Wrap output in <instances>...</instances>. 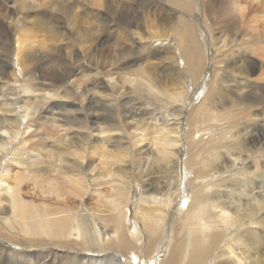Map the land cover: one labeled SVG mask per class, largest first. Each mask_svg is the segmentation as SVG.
Returning <instances> with one entry per match:
<instances>
[{
    "label": "bare ground",
    "instance_id": "bare-ground-1",
    "mask_svg": "<svg viewBox=\"0 0 264 264\" xmlns=\"http://www.w3.org/2000/svg\"><path fill=\"white\" fill-rule=\"evenodd\" d=\"M13 1H0V151H7V155H11L10 161L7 163L4 162L5 154L2 153V159L0 158V218L6 219L5 216L9 214L8 219L10 220L18 218L24 220L22 217L33 214V209H30L28 202L23 199L21 194L22 177L24 173L27 174V170L31 172L34 169L33 166L36 162H38V165L41 160L43 161L44 157L41 156V149L45 148V153L47 150L51 151L52 155H56L57 150L60 149L57 143L70 142L72 136L84 137L86 135L77 128V131H71L72 125H68L69 121H77L78 124L88 122L93 130L103 131L100 124L102 117L97 114V109H101L106 100H103L101 96L103 93L100 94L96 80L88 81L84 89H77L75 92L70 91L71 79L84 70L91 69L92 66L83 62V59L87 61V57L95 55L101 37L88 40L89 38L82 37L80 33L81 39L79 41L87 46L77 50L74 45H71L72 41L65 38L63 43L70 46L68 51H66L64 45H55L62 40L61 36L64 33H68L67 28L70 27L66 21H61V16L58 17L59 9L66 8V20L72 16L74 19L80 20L81 15H88L89 12L93 13V7H101L103 0H44L40 6L35 0H30L25 3L24 7H19L22 10L12 5ZM136 1L132 0L130 3L132 9H135L136 4L133 2ZM196 2L197 0H148L143 18L145 27H147L150 19L153 20L156 32H148L145 39H153L155 42L168 40L166 32L164 30L159 31V24H179L181 33L175 36V45L179 49L184 63L183 72L194 76V78L198 72L205 70L207 65L206 58H203L205 53L195 36L197 17L190 20L187 16L195 13L196 7L194 6ZM200 6L205 21L210 22L220 34L217 38L216 55L212 57V60L219 65L221 71H224L223 75L227 79L232 80L231 77H233L230 82L229 88L231 90L229 93L235 94V100L238 101L233 102L230 111L225 110L227 101L234 100L230 98L228 93L221 94L217 92V95H214L208 101L213 104L215 109L218 107L223 108L224 112L211 113L203 110V106L200 107L199 113L205 117H202L200 121L196 120L197 122L189 129V134L193 135V139L191 142L188 140V142L189 145L197 146L194 147L195 152L200 149L202 154L203 151L208 152L207 149L213 151L216 147L217 149L218 147L221 148L222 145L238 149L237 152L239 153L236 157L234 156L235 159H229L227 163H220V165L215 163L217 171L224 173L239 161L251 158L250 153H254L256 147H258L257 154L264 158V132L261 133L264 131V71L260 76H255L257 70L264 64V53H262V57H257L254 53L261 47L260 41L264 42V20L258 19L260 15L257 13L259 9L264 8V0H202ZM35 14L43 15L45 20H48L45 29L49 37L40 36V39L37 40L36 37L39 36L36 35L37 33L33 34L23 30L19 32V35H16L18 31L9 35L12 28L9 29L6 26H12L16 21V28L19 30L22 23H25L30 16H35ZM179 14L181 16H178ZM139 22L140 19H135L130 26H125L124 30L130 34V41L135 36L139 37L137 44L140 47L145 39L139 31ZM74 24H77L75 20ZM108 26L109 24L105 28ZM206 31L210 43L214 45L212 30L207 27ZM126 37L124 36V38ZM124 38L122 37L121 40H124ZM8 41H11V43L7 46ZM40 41L49 43L51 48H45L42 50L43 52L39 51L31 57L26 47L33 50ZM246 44L251 45L243 48ZM158 49L153 51L151 57L145 56V60H148L147 67L150 70L161 71H167L170 68L175 69V61L180 57L175 53H170L171 50L161 54ZM158 56L159 59H157ZM222 58L224 59L222 60ZM140 59L138 56L134 57L122 53L118 60L122 64H130L136 63ZM59 67L61 71L66 68H68V71L61 75ZM155 72L150 71L149 74ZM83 76L85 77L84 74ZM162 83V80L150 79L151 87L154 89L162 87ZM100 85L105 87L107 83H101ZM182 100V97H180L179 101ZM204 101H207V99ZM133 106L134 104L125 110L127 112L125 119L135 118L144 112ZM253 107H259V116L262 119L260 123H253L251 128L249 126L251 118L255 119L259 113L254 114L249 111L251 112V118L248 120H244V118L246 116L245 110ZM182 111V108L174 110L172 115L175 116V122L173 124L169 123L170 119L165 118L160 124L162 128L159 125L156 126L158 128L157 137H151L154 145L149 142L141 146L148 139L144 135L134 142V147L141 146L139 150L142 153H153L162 161L163 168H165L162 173L167 174L168 172L169 177L175 173V170L177 171L179 146L184 140L183 123L180 119ZM49 114L58 116L48 117ZM221 114H227L225 118L227 124L224 127H221L218 122ZM48 123L58 126V129L61 127L63 129L60 130L66 131L64 135L57 136L53 143L49 137H46L47 135L41 137L44 127ZM132 124L135 125L134 120H132ZM32 128H34V131L26 135ZM112 128L119 130L122 127ZM87 136L90 138L91 134H87ZM112 137L113 135H108L102 140L109 142ZM38 139H40V143L37 142ZM100 139L99 136L93 138L97 142ZM99 148L102 149L103 145H100ZM217 153L215 154L217 155ZM193 154L195 153H192L188 158L189 163L194 160ZM70 156H73V154L70 153ZM211 156L209 154L204 156V161L208 163V167L213 163ZM220 157H222V154ZM185 160L188 163L187 159ZM208 160H211L212 163L207 162ZM66 162H68L67 158L57 159V163L61 168ZM76 162L81 169L79 172L69 170L68 164L64 166L66 170L61 175L64 177L63 180L70 183V187L81 191L87 185V169L90 167V163L87 164V162L80 160ZM22 166L26 167V171L23 170L20 174L19 169H22ZM42 168L44 167L42 166ZM258 171L263 174L261 169H258ZM48 172L50 171L48 170ZM207 172L198 176V181L196 179L197 182L193 186L194 196L189 203L184 200L177 201L176 193L172 191L173 186L177 191L179 184L176 181L172 184L162 176L164 181L160 180L159 177H148L138 183L141 187V193H150V195L142 197L136 205L137 219L143 224L145 235L144 232L139 230L138 223L134 221L131 222V230L128 228L127 221L128 219L131 220V213L126 208L130 202L131 193H121L119 200L111 202L114 209L117 210L105 215L108 217L105 227L115 224L120 229L119 233L105 238V234L108 232H102V229H100V232L96 231L100 240L99 243L102 245L98 252L107 249L117 252L132 250V255L136 256L153 250L154 259H157L162 253L165 256L159 264H264V247L261 248L260 240L257 239L254 240L256 242H253L252 239V241L247 239L249 242L245 246L244 243L247 242L242 238L244 236L242 233L245 231L248 234H256L258 231V233H264L263 189L256 196L249 197L250 201L253 200L252 203L249 201V205L236 206L233 201L223 199L222 196L224 194L228 195L229 190L221 189L222 186H218L219 183L213 175L211 176L212 179H208L210 175ZM240 172L244 173V170ZM32 173H30V176H33ZM30 176L28 178H31ZM201 177H203L202 181ZM93 181H96V179H93ZM47 187L50 186L47 185ZM54 187L56 185H52V188ZM258 187H262L260 182H258ZM114 189L119 191L124 188ZM236 190L241 194L252 195L244 189L236 188ZM240 201H242V198H240ZM144 202H150L151 206L145 207ZM81 208L82 206L78 205L77 209L79 211H81ZM49 219L47 218L43 223H37V226L43 230L48 238L59 237L69 230L67 228L68 225H71L69 216H67L66 224L61 222L57 215L49 216ZM40 229L34 230L32 226L25 225L26 232L33 235H40ZM73 229L80 236L81 228ZM229 236H233L229 239L234 240L235 238L239 243L234 247L228 245L229 243L227 244L225 241L228 240L227 237ZM262 237L264 236L262 235ZM252 249L255 254H249ZM3 254H6V252H2L0 255ZM105 259L106 262H99L98 264H126L115 255ZM129 259L135 261L137 258L132 256Z\"/></svg>",
    "mask_w": 264,
    "mask_h": 264
},
{
    "label": "rangeland",
    "instance_id": "rangeland-1",
    "mask_svg": "<svg viewBox=\"0 0 264 264\" xmlns=\"http://www.w3.org/2000/svg\"><path fill=\"white\" fill-rule=\"evenodd\" d=\"M27 1L30 0H14L11 4L19 8L24 7ZM35 1L38 6H40L41 2L44 0ZM147 1L148 0H137L133 2L136 5L135 9H132L130 7L132 0H103V5L101 7H93L94 12H89L88 15H81L82 18L80 20L74 19L73 16L66 20V8L63 7L59 9L57 13L58 17L61 16V21H66L70 27L67 28L69 30L68 33H64L63 36L60 35L62 40L55 45H64L66 51H68L70 46L63 43V39L65 38L72 41V43L70 42L71 45H74L77 50L78 48L87 46L79 41L81 39L80 33L82 37L89 38L88 40L101 37V42L95 51V55L87 57V61L83 59V62L92 66L91 69L88 71H86V69L81 74L71 79L72 86L70 87V91L75 92L77 89H84L88 81L96 80L100 94L103 93L101 96L103 100H106L105 105L102 106L101 109H97V114L102 117L100 124L103 131L93 130L88 122L78 124L77 121H69L68 125H72L71 131L79 130L86 135L84 137L72 136L70 142L57 143L60 149L57 150L56 155H52V152L47 150L45 153V148L41 149V156L44 157L43 161L41 160L38 165V162H36L33 166L34 169L31 171L33 172V176H30L31 172L27 170V174H23L21 182V194L23 199L28 202L27 204H29L30 209H33V214H27L22 217L24 220L19 218L10 220L8 219L10 216L9 214L5 216L7 217L6 219L0 218V254L6 252V254L0 255V264H98L99 262H106V257H113L114 255L126 264H152V262H154V264H159L165 256L162 253L157 259H154L153 250L136 256L132 255V250L117 252L112 249H107L98 252V249H101L102 245L99 243L100 240L96 231L100 232V229H102V232H108L105 234V238L119 233L120 229L115 224L105 227V223L108 219L105 215L117 210L114 209V205L111 202L119 200L123 192L131 193L130 202L126 208L130 210L131 213V220L128 219L127 221L128 228L130 229L131 222L134 221L138 223L139 230L144 232L143 224L137 219L136 205L140 202L142 197L150 195V193H141V187L138 185V183L148 177H159L160 180L164 181L162 179L163 176L172 184L176 181L177 184H179L177 191L175 186L172 187V191L176 193V197L178 198L177 201L184 200L186 203H189L191 199H193V186L199 180L197 179L198 176L206 173L208 170L209 172L207 173L210 175L208 179L214 177L219 183L218 186H222V188L220 187L221 189L229 190L228 192L230 193H227L228 195L224 194L222 196L223 199L230 202L233 201L236 206L249 205L253 202V200L250 201L249 197L256 196L261 189H263L264 192V158H261V156L257 154L258 147H256L254 153L248 151L252 155L251 158H246L244 161L241 160L231 169L224 173H220L217 171L216 165L227 163L229 159H235L239 153L237 152L239 151L238 149L222 145L220 146L221 148L218 147L217 149L216 147L213 151L207 149L209 153L203 151V155L200 149L195 152L196 149L194 147H197L196 145H189V142L193 139V135L191 133L189 134V129H191L198 120L200 121L202 117H205L199 113L200 107L203 106V110L210 111L211 113H223L224 109L230 111L233 102L238 101L235 100V94L229 93L231 90L229 86L231 85L230 82L233 80V77H231L232 80L227 79L223 75L224 71H221L219 65L212 60V57L216 55V47L218 46L217 38L220 34L210 22L205 21L200 6L202 0H197L194 6L196 7L195 13L187 15L190 20H194V17H197V31L195 32V36L201 45L202 51L205 53L203 58H206L205 60L207 63L205 70L198 72L195 78L183 72L184 63L180 56L181 53L175 45V36L181 33L178 23L159 24V31L164 30L168 40L155 42L153 39H145L148 32H156L152 19H150L147 27H145L144 24L143 18L145 16V5ZM19 9L22 10L21 8ZM263 11L264 8L259 9L257 12L260 15L258 19L261 21L264 20ZM178 16H181V14ZM135 19H140L139 31L143 39H145L143 40V45L140 47L137 44L139 37L135 36V38L130 41V34L124 30V27L130 26ZM74 20L77 24H74ZM16 24L17 22L15 21L12 26H6L9 29L12 28V32L9 33V35L17 31L16 35H19V32L23 30L33 34L37 33L36 35H39L36 37L37 40L40 39V36L49 37L45 29L48 25V20L46 21L43 15L35 14V16H30L25 23H22V27H20L19 30H17ZM107 24H109V26L105 28ZM207 27L212 30L214 45L210 43L207 37ZM124 36L127 37L124 38ZM122 37L124 40H121ZM260 42L261 47L257 52H254L257 57H262V53H264V42ZM10 43L11 41H8L7 46ZM39 44H37L33 50L26 47L31 57L45 48H51L49 43L47 44L40 41ZM250 45L251 44H246L243 48H247V46ZM157 49L161 54L171 50L170 53H175L180 57L175 61V69L170 68L167 69V71H161L155 69L150 70L149 67H147L148 60H145V56L151 57L153 51ZM122 53L130 54L134 57L138 56L141 59L136 63L122 64V62L118 60ZM170 53L169 55H171ZM157 59H159V56ZM223 59L224 58H222V60ZM11 61L13 60L11 59ZM59 71L60 74L63 75L68 71V68L61 71L59 67ZM150 71L156 72L154 74H149ZM263 71L264 64L257 70L255 76H260ZM150 79L162 80V87L157 89L152 88ZM101 83H107V86L103 87L100 85ZM217 92L221 94L228 93L230 98L234 101H227V105L224 109L221 107L215 109L213 104L208 100L213 98L214 95H217ZM180 97H182V101H179ZM205 99H207V101H204ZM133 104L134 108H139L144 112L135 118L127 120L125 119V114H127L125 110L130 106L132 107ZM180 108L183 109L180 119H182L183 123L184 140H182V144H180L181 147L179 146L180 151L178 152V156L180 158L178 157L177 171L175 170V173H177L169 177L168 172L167 174L162 173L163 170H165L162 161L153 153H142L139 148L149 142L154 145V141L151 137H157L158 128L156 126L159 125L162 128L160 124L165 118L170 119L169 123L173 124L175 122V116L172 114L174 110ZM249 111L257 114L259 113V107L245 110L246 116L244 120L251 118V112ZM225 112L227 113V111ZM259 115L260 113L255 119L253 117L251 118L249 125L251 128L253 123H260L262 118ZM54 116L57 117L58 115H48V117ZM226 117L227 114L220 115L218 122L221 127L227 124L225 120ZM132 120H134L135 125L132 124ZM57 127L58 126H54L51 123L46 124L41 137L47 135L46 137H49L53 143L57 136L64 135L66 132L65 130H60L63 128L60 127L58 129ZM112 127L122 128L116 130ZM33 129L34 128L26 135L32 133L34 131ZM263 132L264 131L261 133ZM87 134H91L90 138L92 140H89L90 138ZM108 135H113V137L109 142H104L102 138ZM142 135L148 138L147 141H144V143L139 147L137 146V148L134 147V142ZM170 135H172V133H170ZM98 136L101 139L98 140V142L94 141L93 138ZM188 140L190 141L188 142ZM37 142L40 143V139H38ZM100 145H103L102 149L99 148ZM226 147L227 149H225ZM189 149L192 153H195L192 155L194 156V160L190 163L188 158L192 153ZM220 152L222 157H220ZM2 153L5 154L4 162H9L11 155L8 156L7 151H0L1 159ZM70 153H72L73 156H70ZM215 153H217V155ZM205 154L212 155L211 160L213 163L211 160L207 161L212 163L210 166L211 168L208 167V163L204 161ZM63 157L67 158L68 162L61 168L57 163V159ZM185 159H187L188 163ZM77 160L84 161L85 163L87 162V164L90 163V167L87 169V185L85 189L81 191L76 190L74 187H70V183L63 180L64 177L61 175L62 172L66 170L64 166L68 164L69 170H77V172H79L81 169L76 162ZM258 161L260 162L259 164ZM42 166L44 168H42ZM258 169H261L263 174H260ZM19 170L21 174L23 170L26 171V167L22 166V169L20 168ZM48 170L50 172H48ZM242 170H244V173L240 172ZM212 175L213 177H211ZM29 176L31 178H28ZM93 179H96V181H93ZM202 180L203 177H201V181ZM258 182H260V186L262 187H258ZM47 185L50 187H47ZM52 185H56V187L52 188ZM118 187L124 189L119 191L114 189ZM236 188L247 190L246 192L252 193V195H245V193L241 194ZM256 191L257 193H255ZM240 198H242V201H240ZM78 205L82 206L81 211L77 209ZM143 205L145 207L151 206L150 202H144ZM177 210L179 211L180 209ZM52 215H57L59 220L65 224L67 223V216H69L71 225H68L67 228L69 230L65 231L59 237L48 238L43 230L37 226V223H43ZM25 225L32 226L34 230L40 229L41 234L33 235L26 232ZM78 227L81 228L80 236L73 229H77ZM258 232L256 234L249 233L250 236L247 231L243 232L242 235L244 234V236H247H242L245 242H247L244 243V245L246 246L248 244L249 240L247 239H252L253 242L259 239L262 244H260V246L263 248L264 237H262V235L264 236V233ZM68 234L70 235L66 236ZM251 235H254L255 238ZM230 237L233 236L227 237L228 240L226 239L227 241L225 242L227 244L229 243L228 245L230 246H236L239 241L235 238L234 240L229 239ZM254 252L255 251L252 249V252L249 254H255ZM132 256L137 259H135V261L134 259H129V257ZM99 258L102 259L99 260Z\"/></svg>",
    "mask_w": 264,
    "mask_h": 264
}]
</instances>
